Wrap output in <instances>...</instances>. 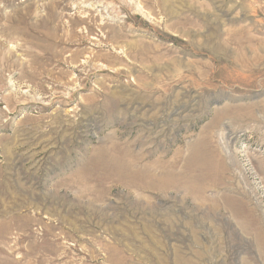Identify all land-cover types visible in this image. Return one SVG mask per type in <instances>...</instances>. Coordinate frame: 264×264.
Listing matches in <instances>:
<instances>
[{
	"label": "rangeland",
	"instance_id": "rangeland-1",
	"mask_svg": "<svg viewBox=\"0 0 264 264\" xmlns=\"http://www.w3.org/2000/svg\"><path fill=\"white\" fill-rule=\"evenodd\" d=\"M0 264H264V0H0Z\"/></svg>",
	"mask_w": 264,
	"mask_h": 264
}]
</instances>
